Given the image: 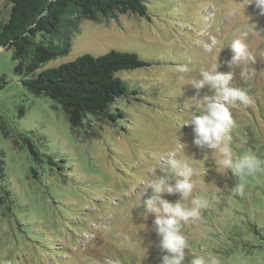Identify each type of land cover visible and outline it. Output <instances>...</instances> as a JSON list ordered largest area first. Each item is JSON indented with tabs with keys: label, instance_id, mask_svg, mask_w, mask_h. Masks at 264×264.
<instances>
[{
	"label": "rangeland",
	"instance_id": "obj_1",
	"mask_svg": "<svg viewBox=\"0 0 264 264\" xmlns=\"http://www.w3.org/2000/svg\"><path fill=\"white\" fill-rule=\"evenodd\" d=\"M148 3L149 19L117 10L82 15L69 31L67 52L40 67H57L84 53L98 56L111 48L134 51L154 62L148 69L118 74L154 90L142 100L120 101L128 112L124 123L93 117L88 124L99 125L97 133L89 126L85 131L72 127L61 105L21 85L13 73L12 50L0 48V77L5 80L0 89V165L5 169L0 184L12 189L7 201L0 196V264H160L159 238L152 217H142L139 197L150 192L154 171L163 173L169 154H183L207 170L194 195L209 205L199 219L183 227L191 252L215 254L222 264H264V169L247 177L242 195L235 193L239 179L218 172L213 150L198 149L192 143V127L182 125L198 99L211 94L187 82L198 80L215 62L221 45L218 70L227 71V46L248 32L254 62L232 70L233 85L245 89L251 103L232 109V147L238 155L248 150L264 159V16L245 5V15L252 17L248 20L241 14V0ZM10 8L8 1L0 0V22ZM179 65H187L190 72L178 73ZM16 131L28 132L41 152L63 158L70 168L61 171L72 176L36 162L40 157Z\"/></svg>",
	"mask_w": 264,
	"mask_h": 264
},
{
	"label": "trees",
	"instance_id": "obj_2",
	"mask_svg": "<svg viewBox=\"0 0 264 264\" xmlns=\"http://www.w3.org/2000/svg\"><path fill=\"white\" fill-rule=\"evenodd\" d=\"M6 1L11 4V8L8 18L0 22V48L12 50L15 62L13 73L20 77L19 82L28 90L44 94L61 105L72 127H82L85 131L89 126L97 133L99 125L94 126L92 122L88 124L93 117L111 124L124 123L128 112L120 101L131 98L142 100L141 96H150L153 92L154 87L150 85H145L144 89L135 80L118 75L125 71L148 69L154 64L134 51L111 48L98 56L84 53L57 67L40 69L44 62L67 52L70 47L69 31L76 27L82 15H104L117 10L130 11L149 19L150 0ZM177 14L183 16V11ZM262 48L264 50V46ZM4 84V78L0 77V89ZM27 133L16 131L31 153L40 157L36 162H45L49 167L56 168L62 176H72L61 171L65 167L70 168L63 158L41 152L31 143ZM2 156L0 150L1 163ZM4 170V165H0L2 177ZM36 170L32 168L33 173ZM11 191L8 184H0V196L3 199Z\"/></svg>",
	"mask_w": 264,
	"mask_h": 264
},
{
	"label": "clouds",
	"instance_id": "obj_3",
	"mask_svg": "<svg viewBox=\"0 0 264 264\" xmlns=\"http://www.w3.org/2000/svg\"><path fill=\"white\" fill-rule=\"evenodd\" d=\"M245 5H251L258 15L264 16V0H241V14L245 15ZM248 20L252 17L245 15ZM248 32L233 39L227 48L231 52L229 60L225 61L228 70L219 71L220 63L217 53L216 60L209 68L200 72V78L188 81L195 89H207V93L198 99L190 119L182 125H190L194 132L192 143L198 149L207 148L216 154L215 164L218 172H230L239 179L234 192L243 194L247 177L264 169V159L255 153L245 150L237 154L232 147V130L236 127L232 109L247 106L251 103L248 92L233 85L235 72L232 70L242 63L254 62L252 52L246 43ZM176 71L181 74L190 72L187 65H179ZM246 75L241 71V76ZM181 81L184 76L179 77ZM186 146V142H183ZM162 174H155L149 185L150 192L144 197L141 194L143 212L146 220L152 217V224L158 239L161 253L160 264H184L191 255L190 264H222L220 257L209 253L207 255L191 252L183 227L191 220L201 217L203 209L209 205L207 199L194 195L198 186H203L206 169L194 166L192 160L183 154H169ZM174 181V182H173ZM165 194H178V199L170 201Z\"/></svg>",
	"mask_w": 264,
	"mask_h": 264
}]
</instances>
